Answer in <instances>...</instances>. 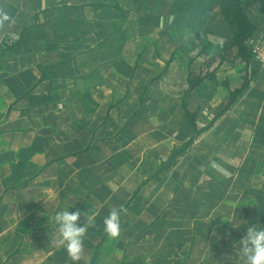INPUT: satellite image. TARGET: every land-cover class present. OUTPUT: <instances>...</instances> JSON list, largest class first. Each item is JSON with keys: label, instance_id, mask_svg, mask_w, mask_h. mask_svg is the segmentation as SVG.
I'll use <instances>...</instances> for the list:
<instances>
[{"label": "crops", "instance_id": "obj_1", "mask_svg": "<svg viewBox=\"0 0 264 264\" xmlns=\"http://www.w3.org/2000/svg\"><path fill=\"white\" fill-rule=\"evenodd\" d=\"M118 1L0 0L14 19L10 29L0 32V264H73L50 219L66 209L80 210L79 226L86 222L84 213L94 215L95 227L87 231L77 264H241L236 251L247 227L264 226L261 5H244L257 30L250 41L252 59L237 70L251 72L252 80L234 102L236 116L243 119L241 129L229 132L237 137L236 160L225 157L218 169L221 181L214 182L196 174L197 144L194 151L191 145L176 154L182 148L166 149L164 126L129 124L107 106L113 98L102 96L99 76L93 75L95 59H87L86 45L103 36L92 17L119 15ZM199 1H145L141 21L146 22L151 6L152 14L162 8L176 13L174 23H184V34L173 39L187 38L189 67L196 55L192 43H200L188 23ZM169 2L175 7L172 12ZM62 19L71 28L68 40L34 35L38 30L53 34ZM234 31L217 7L201 35L220 45ZM9 36L17 40L13 46L4 43ZM24 36L28 40L18 43ZM212 81L206 78L189 97L193 115L197 93L204 86H217ZM242 84L231 87L228 100ZM182 102L183 97L181 108L195 142L203 134L207 141L210 129L225 131L223 123L217 127L216 115L214 124L197 134ZM208 145H200L206 158ZM120 205L127 209L121 213V235L110 239L103 220ZM237 223L238 229L233 227Z\"/></svg>", "mask_w": 264, "mask_h": 264}, {"label": "rangeland", "instance_id": "obj_2", "mask_svg": "<svg viewBox=\"0 0 264 264\" xmlns=\"http://www.w3.org/2000/svg\"><path fill=\"white\" fill-rule=\"evenodd\" d=\"M145 1L154 0H119V15L109 18L108 15L95 13L92 17L103 36L98 41L86 45V54L87 59H95L93 75L99 76L101 94L113 98V102L107 106L111 111L116 110L123 121L133 125L146 122L150 128H155L156 125L164 126L166 149L169 145L181 148L192 145L191 150L194 151V145L197 144L196 174L214 182L221 181L222 176L218 169H222L225 157L235 161L237 154V137L229 132L231 129V133L237 132L242 128L243 122L242 117L236 116V112L239 113L238 104H233L225 110L229 101L228 95L231 87L246 79L251 82L252 73L238 71L237 66L242 64L239 60L220 66L216 63L210 67L209 56H196L197 50L189 67L187 50L190 45L187 38L181 40L183 36H180L173 39L174 36H179L180 32L184 34V23H174L173 16L176 13L167 14L164 8L152 14V6L149 7L146 22H141L146 10ZM167 4L171 7L170 12L175 10L171 2ZM197 39L200 45L209 42L206 33ZM180 41L181 44H178ZM211 52L218 53V50L211 48ZM172 54L175 56L172 62L168 63ZM190 71L212 73L213 77L208 80L217 83V86L212 85V88L202 87L191 107L201 129L206 127L214 116H220L216 125L219 123L217 127H220L223 123L225 131L221 133L222 128L215 131L210 129L211 134L207 141L203 134L196 136L195 142L181 108V98ZM225 112L227 113L224 114ZM261 139H264V135ZM206 142L209 143L210 149L207 158L200 149V145ZM227 144L230 145V153Z\"/></svg>", "mask_w": 264, "mask_h": 264}, {"label": "trees", "instance_id": "obj_3", "mask_svg": "<svg viewBox=\"0 0 264 264\" xmlns=\"http://www.w3.org/2000/svg\"><path fill=\"white\" fill-rule=\"evenodd\" d=\"M259 3L261 5V13L264 14V0H200L197 7L191 12L189 17L188 27L195 36L199 37L201 35L202 27L206 22L209 14L215 8H220L222 16L225 22L234 27L235 31L233 33L232 39L220 45H214L213 43L207 42L202 45L198 44L197 41L192 43L193 50H197L196 56H209L210 64L212 67L219 61V65L225 62H231L233 60H239L240 62L249 63L252 59V52L250 50V41L252 40L256 30L257 25L251 20L250 16L244 9V5H251ZM54 10L48 11V15L52 16ZM64 20V22H63ZM61 23H58V29L55 30L53 34L46 32L45 30H38L34 35L41 36L43 38L49 39L53 38L58 41H66L71 36V28L66 29L67 20L62 19ZM64 32L62 33V31ZM87 33V30H84L83 34ZM28 40L27 36L20 38L18 43L26 42ZM211 48H216L218 53L211 52ZM195 57H191V62H193ZM209 77H213L212 73H205L201 71L190 72L188 76V86L184 92L182 107L185 110L189 120L194 126V129L197 134H200L202 130L209 129L217 120V117L204 129L198 130L196 120L194 115L188 108V99L191 96L192 92L202 84V82ZM250 82L246 79L242 87L234 90L230 94L229 101L225 107V110H228L240 96V94L249 86ZM188 147V146H187ZM186 149V146L182 149L176 151L175 153L182 152Z\"/></svg>", "mask_w": 264, "mask_h": 264}, {"label": "clouds", "instance_id": "obj_4", "mask_svg": "<svg viewBox=\"0 0 264 264\" xmlns=\"http://www.w3.org/2000/svg\"><path fill=\"white\" fill-rule=\"evenodd\" d=\"M14 24L13 17L8 11L0 6V32H6ZM15 35L14 33H9ZM126 213L127 209L120 205L119 208L112 207L109 214L104 218V232L110 239H117L121 235V213ZM86 222L83 226L78 225L81 212L77 209L70 212L68 209L58 211L50 219L57 225L59 243L65 247L68 257L77 264L84 253V239L89 227H95L94 215L84 213ZM235 219V217L233 218ZM231 219L230 221H232ZM234 228H239L240 224H234ZM241 264H264V226L249 225L246 234L239 241L236 251Z\"/></svg>", "mask_w": 264, "mask_h": 264}, {"label": "built area", "instance_id": "obj_5", "mask_svg": "<svg viewBox=\"0 0 264 264\" xmlns=\"http://www.w3.org/2000/svg\"><path fill=\"white\" fill-rule=\"evenodd\" d=\"M17 40L13 39L12 37H7L5 40H4V43L7 45V46H13L14 44H16Z\"/></svg>", "mask_w": 264, "mask_h": 264}]
</instances>
